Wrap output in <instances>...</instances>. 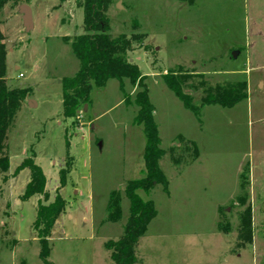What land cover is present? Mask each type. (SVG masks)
<instances>
[{"label":"rangeland","instance_id":"rangeland-1","mask_svg":"<svg viewBox=\"0 0 264 264\" xmlns=\"http://www.w3.org/2000/svg\"><path fill=\"white\" fill-rule=\"evenodd\" d=\"M29 6L36 21L30 32L20 6L0 15L7 85L30 90L8 135L11 168L0 172V264H45L34 223L39 206L56 196L67 206L50 235L49 263L114 264L105 244L123 236L127 185L145 171L147 137L134 104L140 89L110 79L93 87L88 109L64 118L62 82L80 69L72 44L85 32L83 8L77 0ZM108 17L112 37L143 38L128 54L146 77L166 152L159 167L169 193L163 186L138 192L157 215L137 264H264V0H113ZM170 72L189 77L185 93L200 117L166 86ZM241 82L248 87L242 103L202 107L208 87ZM181 138L195 143L196 160ZM29 158L45 173L47 200L24 198L31 177L17 168ZM113 192L121 198L118 222L108 219Z\"/></svg>","mask_w":264,"mask_h":264},{"label":"trees","instance_id":"trees-1","mask_svg":"<svg viewBox=\"0 0 264 264\" xmlns=\"http://www.w3.org/2000/svg\"><path fill=\"white\" fill-rule=\"evenodd\" d=\"M34 0H0V15L11 4L14 6L30 5ZM66 1V0H62ZM84 12L85 32L76 37L72 44V52L80 60V69L74 78H65L62 82L64 118L75 120L78 113L90 106L93 87L103 88L110 79L123 81L129 79L131 84L140 91L136 94L134 104L138 107L135 117L136 124L142 126L147 137L144 149V177L137 181H130L126 189V197L130 202L129 220L125 225L123 236L119 240L108 241L105 249L110 252L114 264H137V248L146 236L148 227L157 215L156 205L151 200L144 201L138 192L149 194L157 186H163L169 193V183L162 169L159 167L166 152L161 148V139L154 119V107L149 100V89L145 84L138 66L131 61L129 52L134 45L141 43L143 38L121 35L112 37L111 22L108 12L113 0H77ZM189 5L196 0H181ZM7 45L0 28V172L7 174L11 168L9 156L8 135L14 125L15 118L23 110L30 90L9 88L7 85ZM180 69V68H179ZM189 77L183 74L168 73L163 76L166 86L184 103L187 110L197 117L201 109L193 102V97L185 93ZM201 99L202 107L219 105L223 108H233L248 98V87L245 82L225 86H210L204 90ZM181 141L188 142L184 138ZM194 151V160L198 158L195 143L188 142ZM178 164V162H175ZM27 170L30 182L26 187L24 198L30 200L34 196L48 199L46 191L47 178L42 168L35 162V158L26 159L17 172ZM66 172L61 174L62 184L66 180ZM121 198L117 192L110 196L108 205V219L118 222L122 216ZM67 204L60 196L47 206L40 205L37 211L35 231L41 245L40 256L45 264L49 263L50 235L55 229L58 218L64 213ZM244 225L250 231V215L245 213ZM251 241V238H249Z\"/></svg>","mask_w":264,"mask_h":264},{"label":"water","instance_id":"water-1","mask_svg":"<svg viewBox=\"0 0 264 264\" xmlns=\"http://www.w3.org/2000/svg\"><path fill=\"white\" fill-rule=\"evenodd\" d=\"M118 6L120 7V5ZM20 14L23 16V24L25 25V29L27 32H30L34 28L32 8H30L28 4L22 5L20 6ZM234 57H236V54H234ZM29 106L35 107V103L33 101H29ZM85 109H88V106H85Z\"/></svg>","mask_w":264,"mask_h":264},{"label":"crops","instance_id":"crops-1","mask_svg":"<svg viewBox=\"0 0 264 264\" xmlns=\"http://www.w3.org/2000/svg\"><path fill=\"white\" fill-rule=\"evenodd\" d=\"M35 19H34V17H33V24H34V28L36 27V24H35ZM24 106V105H23Z\"/></svg>","mask_w":264,"mask_h":264},{"label":"built area","instance_id":"built-area-1","mask_svg":"<svg viewBox=\"0 0 264 264\" xmlns=\"http://www.w3.org/2000/svg\"><path fill=\"white\" fill-rule=\"evenodd\" d=\"M21 77H23V75H21Z\"/></svg>","mask_w":264,"mask_h":264}]
</instances>
